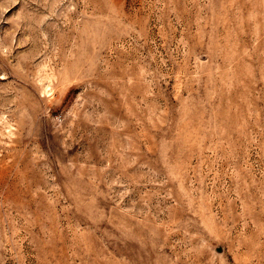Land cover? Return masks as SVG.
<instances>
[{"label": "rangeland", "instance_id": "rangeland-1", "mask_svg": "<svg viewBox=\"0 0 264 264\" xmlns=\"http://www.w3.org/2000/svg\"><path fill=\"white\" fill-rule=\"evenodd\" d=\"M0 264H264V0H0Z\"/></svg>", "mask_w": 264, "mask_h": 264}]
</instances>
